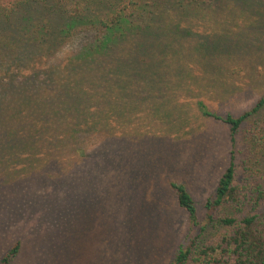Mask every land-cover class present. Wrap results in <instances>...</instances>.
Here are the masks:
<instances>
[{
    "label": "rangeland",
    "instance_id": "obj_1",
    "mask_svg": "<svg viewBox=\"0 0 264 264\" xmlns=\"http://www.w3.org/2000/svg\"><path fill=\"white\" fill-rule=\"evenodd\" d=\"M232 16L230 25L238 31L225 40L227 52L220 50V40L203 35L206 31L200 42H164L142 76L146 103L132 97L129 137L107 144V167L100 165L96 143L85 150L73 174L76 182L69 175L0 178V260L18 242L11 264H167L179 245L197 234L170 182L184 185L192 197L204 228L202 244L224 231L204 226V204L230 160L235 184L264 190V141L257 135L264 107L242 124L233 146L223 122L264 98V18H257L253 39V31L238 32L253 25L254 15ZM205 19L212 32L213 23ZM85 38L75 39L67 50ZM170 131L176 135L168 137ZM224 211L239 217L250 210ZM254 214H264V203Z\"/></svg>",
    "mask_w": 264,
    "mask_h": 264
},
{
    "label": "trees",
    "instance_id": "obj_2",
    "mask_svg": "<svg viewBox=\"0 0 264 264\" xmlns=\"http://www.w3.org/2000/svg\"><path fill=\"white\" fill-rule=\"evenodd\" d=\"M263 11L264 0H0V178L66 175L76 182L73 174L96 143L100 165L107 167V144L129 137L132 97L146 103L142 76L164 42H200L206 31L203 35L220 40V50L227 52L225 40L238 31L230 25L232 15H254L256 22L238 32L253 31L254 39ZM80 36L85 40L67 50ZM240 46L245 48L243 41ZM262 107L264 98L223 120L232 146L242 124ZM259 128L264 141V124ZM235 177L232 159L204 204V226L224 231L205 244L186 187L168 184L197 234L180 244L167 264H264V214H254L264 203V190L235 184ZM227 207L250 213L232 216ZM18 252L17 242L0 264H11Z\"/></svg>",
    "mask_w": 264,
    "mask_h": 264
}]
</instances>
